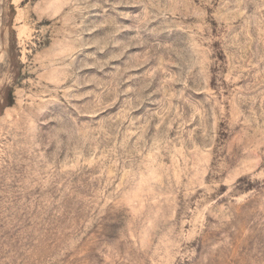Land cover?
I'll list each match as a JSON object with an SVG mask.
<instances>
[{"label": "rangeland", "instance_id": "obj_1", "mask_svg": "<svg viewBox=\"0 0 264 264\" xmlns=\"http://www.w3.org/2000/svg\"><path fill=\"white\" fill-rule=\"evenodd\" d=\"M0 264H264V0H0Z\"/></svg>", "mask_w": 264, "mask_h": 264}]
</instances>
